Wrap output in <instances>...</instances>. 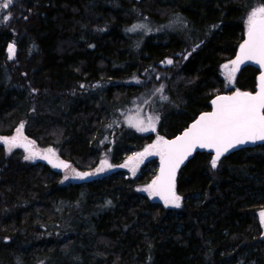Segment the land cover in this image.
Listing matches in <instances>:
<instances>
[{"label": "trees", "instance_id": "obj_1", "mask_svg": "<svg viewBox=\"0 0 264 264\" xmlns=\"http://www.w3.org/2000/svg\"><path fill=\"white\" fill-rule=\"evenodd\" d=\"M259 7L264 0H13L0 8V137L23 124L26 140L79 173H93L109 147L118 164L176 137L216 96L256 92L259 70L243 68L227 90L221 67ZM140 100L160 115L155 132L117 128ZM13 148L0 143V264H264V145L215 168L211 154H196L178 176V210L136 191L157 162L137 179L67 180Z\"/></svg>", "mask_w": 264, "mask_h": 264}, {"label": "snow or ice", "instance_id": "obj_2", "mask_svg": "<svg viewBox=\"0 0 264 264\" xmlns=\"http://www.w3.org/2000/svg\"><path fill=\"white\" fill-rule=\"evenodd\" d=\"M12 3L13 0H5L3 4H0V8L7 9ZM144 27L145 25H136L130 31ZM247 36V40L240 46L239 56L231 62L234 65L233 72L246 60L254 61L264 68V7L253 10L248 16ZM8 51L11 58L15 54L14 46L10 45ZM168 63L172 61L169 60ZM232 78V74L229 73V79ZM213 104L216 105L215 110L202 115L182 136L173 141L160 138L143 153L138 154V158H143L145 155L160 156V176L144 191H148L150 195L159 196L165 205L180 207L181 198L175 192L176 170L197 147L215 150V156L210 161L211 167L215 168L220 157L229 149L247 142L264 141V74L260 76V90L255 95L237 91L232 96L217 97ZM130 126L137 127L139 131L155 130L151 118L147 127L141 124ZM22 129L23 124L16 130L17 136L0 137V143L7 145L9 151L13 147L22 146L19 142ZM32 158V156L25 157V159ZM42 158L49 159L47 155ZM49 162L52 161L49 160ZM104 164L110 167L106 160ZM53 166L68 167L66 164L59 163ZM100 170L102 171L103 168ZM76 175L83 179L90 173H77ZM260 215L264 220V212Z\"/></svg>", "mask_w": 264, "mask_h": 264}, {"label": "rangeland", "instance_id": "obj_3", "mask_svg": "<svg viewBox=\"0 0 264 264\" xmlns=\"http://www.w3.org/2000/svg\"><path fill=\"white\" fill-rule=\"evenodd\" d=\"M165 1H171V0H165ZM4 2H1L0 0V4H3ZM260 8V7H259ZM257 9V8H256ZM255 10V9H254ZM253 11V10H252ZM251 11V12H252ZM250 12V13H251ZM249 13V15H250ZM248 15V16H249ZM248 18V17H247ZM245 29L247 31V19L245 22ZM230 62H227L226 64H224L221 67V71H222V76L225 82V87L227 90H232L235 88V80L236 77L239 73V69L236 68V70L233 72V68L234 65ZM227 65V67H225ZM229 73L232 74V79H229ZM141 101V100H140ZM146 102V101H145ZM130 111H123L122 112V118H121V123H118V127L117 128H122L123 125L125 126V128H131L133 130H138L137 127H133L130 126L131 124H141V126L147 127L149 125V119L151 118L153 123H154V128L155 125L157 123H159L160 120V115L157 113H152V112H148L145 110L144 108V103L141 101L138 105L133 106L131 109H129ZM158 117V119H156ZM24 126V125H23ZM111 127H114V125H112ZM24 129V128H23ZM20 133L19 136V141L26 139V137L23 134V130ZM122 131V130H121ZM139 131V130H138ZM143 133H154L155 130H148V131H141ZM116 133V132H115ZM115 133H113L115 136ZM13 136H17V131L15 132V134ZM160 138H162L163 140H166V138L164 137H156V139L153 141V143L147 145L146 147H144L142 150L140 151H133L131 153H126L123 155V157L119 160L118 164L113 162V155H112V149L111 147H109L108 149L104 150L102 152L101 157L98 160V163L94 169L93 173H90V175L85 176L83 179H80L77 177V172L72 165L69 167L68 170H66L63 175L64 177H67V180L70 178H75V180L79 181H84V180H99L101 178H105L110 176L112 173H114L115 171H122L123 174L125 175V178H129V179H137L138 177H140L142 175V170L144 169L145 165L151 162H157L158 166L159 163L161 162L160 156L159 155H145L143 158H138V154L139 153H143L145 151V149L149 148V146L155 144ZM106 140H108L107 138H103L100 141V146H104V144L107 142ZM110 143H114V140H110ZM15 148H12L11 150H14ZM38 151H40V153L44 156H48L51 159L54 160H63V158L60 157L59 152L57 150H55L54 148H50V149H43L40 147H37ZM45 152V153H44ZM28 154V153H27ZM28 156H31L28 154ZM131 158V159H130ZM33 160V158H32ZM107 161V165H110V167L106 166L104 164V161ZM122 165H126L123 166ZM157 166V168H158ZM103 168V170L101 171L100 169ZM133 169L135 171H133ZM84 173H89V172H84ZM157 174L155 176V178L150 181L148 184L146 185H141L138 186L136 188V191L139 194H142L146 197H148L150 200L155 201V202H160L163 205H165L164 201L161 200L158 196H154V195H150V193L148 191H144V189L148 188L152 182L156 179ZM179 196V195H178ZM180 197V196H179ZM181 198V197H180ZM182 198L180 200V207L182 206ZM167 208L172 209V210H178L179 208L171 206V205H165ZM261 212H264V210L260 211L258 213V221L261 225V229H262V238L264 239V220H262L261 218ZM249 264V263H248ZM250 264H254V262L252 261Z\"/></svg>", "mask_w": 264, "mask_h": 264}, {"label": "water", "instance_id": "obj_4", "mask_svg": "<svg viewBox=\"0 0 264 264\" xmlns=\"http://www.w3.org/2000/svg\"><path fill=\"white\" fill-rule=\"evenodd\" d=\"M247 38H248V36H247V31H246V34H245V38H244V41H243V43L245 42V40H247ZM242 43V44H243ZM239 54H240V48H239V50H238V52H237V54H236V56H235V58H234V60H236V58H237V56H239ZM245 67H253V68H255V69H257V70H259L260 71V75L258 76V80H257V88H256V92L255 93H251V94H253V95H255L257 92H259V90H260V76L262 75V74H264V68H261V66L259 65V64H257V63H255L254 61H244L243 63H241L239 66H238V68L237 69H239V70H242L243 68H245ZM237 92V91H236ZM236 92H234V93H232V94H221V95H219V96H216L213 100H212V102H211V110L210 111H208V112H204V113H202V114H200L199 115V117L193 122V123H191L189 126H188V128H186L182 133H180L179 135H177L176 137H174V138H171V139H166V141H173V140H176L178 137H180V136H182L186 131H188L189 130V128L194 124V123H196V121L197 120H199V118L202 116V115H205V114H209V113H212L214 110H215V107H216V105L215 104H213V101L214 100H216L217 99V97H220V96H232V95H234ZM239 92H241V91H239ZM241 93H243V92H241ZM248 93H250V92H248ZM20 142V144L22 145V146H19V147H21L24 151H26V152H28V151H31V152H34V150H33V143L32 142H30V141H27V140H20L19 141ZM262 145H264V141H256V142H247V143H245V144H242V145H238V146H236L235 148H231V149H229L227 152H225L221 157H220V160L218 161V162H220L223 158H225V157H227V156H229V155H231V154H233V153H235V152H238V151H240V150H243V149H248V148H255V147H257V146H262ZM35 153V152H34ZM198 153H208V154H211L213 157L215 156V150L214 149H210V148H199V147H197L196 149H194L193 151H192V153H191V155H189L184 161H183V163H181L180 165H179V167L177 168V170H176V174H175V192H176V194H177V180H178V176H179V173H180V171L193 159V157L196 155V154H198ZM36 155V154H35ZM44 157V156H43ZM38 160L40 161V162H42V163H44V164H46V165H49V166H51L53 169H55V170H62V171H64L66 168L65 167H63V166H61V167H54L53 165L54 164H66V165H70L69 164V162H66V161H55V160H51V159H43L41 156H38ZM49 160H51L52 162L50 163L49 162ZM160 170H161V162H160V164H159V167H158V175H157V177L158 176H160ZM157 179V178H156ZM159 197V196H158ZM160 198V197H159ZM161 199V198H160ZM162 200V199H161Z\"/></svg>", "mask_w": 264, "mask_h": 264}, {"label": "bare ground", "instance_id": "obj_5", "mask_svg": "<svg viewBox=\"0 0 264 264\" xmlns=\"http://www.w3.org/2000/svg\"><path fill=\"white\" fill-rule=\"evenodd\" d=\"M7 16V15H6Z\"/></svg>", "mask_w": 264, "mask_h": 264}]
</instances>
